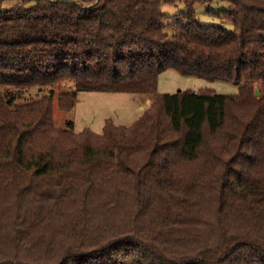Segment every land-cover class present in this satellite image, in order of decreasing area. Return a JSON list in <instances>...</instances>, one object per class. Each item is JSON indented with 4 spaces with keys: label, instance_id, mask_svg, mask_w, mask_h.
<instances>
[{
    "label": "trees",
    "instance_id": "1",
    "mask_svg": "<svg viewBox=\"0 0 264 264\" xmlns=\"http://www.w3.org/2000/svg\"><path fill=\"white\" fill-rule=\"evenodd\" d=\"M15 1L0 6V264H264V0H219L231 31L197 22L213 0ZM168 69L237 93H159ZM63 80L61 111L79 92L150 102L75 132L53 94L13 91Z\"/></svg>",
    "mask_w": 264,
    "mask_h": 264
},
{
    "label": "rangeland",
    "instance_id": "2",
    "mask_svg": "<svg viewBox=\"0 0 264 264\" xmlns=\"http://www.w3.org/2000/svg\"><path fill=\"white\" fill-rule=\"evenodd\" d=\"M15 0H3L2 8L11 7ZM227 2L213 0L212 2L197 3L195 5L196 20L207 25H218L231 31L232 23L225 18L218 17L222 11H228ZM183 1H177L175 6L162 4V13L166 18L165 24H170L174 16L185 14ZM172 34L175 30H165ZM210 88L218 94H236L237 86L232 82L222 80H208L194 75H182L172 69L159 74L157 90L159 93L174 94L178 91L200 90ZM74 90V82L63 80L51 87L13 88L20 93L19 100H29L43 95L53 94V118L57 127H66L72 122L73 130L80 132L85 128L95 133H101L104 121L110 119L115 125L129 126L136 121L149 104L150 96L139 93L116 92H79L74 107L69 111H61L58 107L57 96L63 91Z\"/></svg>",
    "mask_w": 264,
    "mask_h": 264
},
{
    "label": "water",
    "instance_id": "3",
    "mask_svg": "<svg viewBox=\"0 0 264 264\" xmlns=\"http://www.w3.org/2000/svg\"><path fill=\"white\" fill-rule=\"evenodd\" d=\"M258 95H259L258 89H255V96H258Z\"/></svg>",
    "mask_w": 264,
    "mask_h": 264
},
{
    "label": "crops",
    "instance_id": "4",
    "mask_svg": "<svg viewBox=\"0 0 264 264\" xmlns=\"http://www.w3.org/2000/svg\"><path fill=\"white\" fill-rule=\"evenodd\" d=\"M195 92L197 91V90H194ZM150 96V95H149ZM151 97V96H150ZM148 101H150V99L148 100Z\"/></svg>",
    "mask_w": 264,
    "mask_h": 264
}]
</instances>
